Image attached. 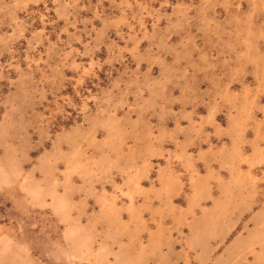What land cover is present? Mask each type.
<instances>
[{
  "label": "rangeland",
  "instance_id": "rangeland-1",
  "mask_svg": "<svg viewBox=\"0 0 264 264\" xmlns=\"http://www.w3.org/2000/svg\"><path fill=\"white\" fill-rule=\"evenodd\" d=\"M209 6L217 0H0V264H137V248L150 250L126 233L152 225L136 216L126 172L144 169L151 187L160 170L201 168L199 152L224 138V128L186 126L203 109L156 81ZM261 67L252 63L244 133L264 148ZM187 194L156 209L174 214Z\"/></svg>",
  "mask_w": 264,
  "mask_h": 264
},
{
  "label": "crops",
  "instance_id": "crops-1",
  "mask_svg": "<svg viewBox=\"0 0 264 264\" xmlns=\"http://www.w3.org/2000/svg\"><path fill=\"white\" fill-rule=\"evenodd\" d=\"M182 31L185 38L175 43L171 60L162 62L163 72L170 74L156 81L162 88L175 86L183 95L179 101L192 103L190 110L203 109L199 118H187L186 126L224 128V138L216 151L196 155L201 168L160 170L151 187L142 185L149 174L144 169L127 171L126 182L129 178L135 187L127 185L126 191L141 201L136 216L152 225L126 233L151 240V251L137 248V264H190L193 250L196 261L206 264L212 256L215 264H264V167L262 173L255 171L264 165V148L244 133L252 126V63L264 69V0H217L216 7L201 9L198 24ZM186 189L178 212L159 213L157 207L170 206L175 192ZM162 190L167 194L162 196ZM194 208L200 214H193ZM102 215V221L112 222ZM113 235L121 237V230Z\"/></svg>",
  "mask_w": 264,
  "mask_h": 264
}]
</instances>
